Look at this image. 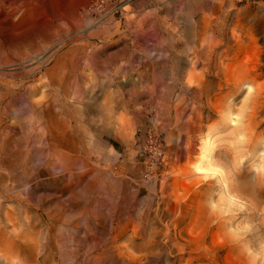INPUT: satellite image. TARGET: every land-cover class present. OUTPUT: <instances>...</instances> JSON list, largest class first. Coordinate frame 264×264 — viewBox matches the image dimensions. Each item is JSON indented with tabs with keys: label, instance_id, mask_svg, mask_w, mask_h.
I'll return each instance as SVG.
<instances>
[{
	"label": "rangeland",
	"instance_id": "obj_1",
	"mask_svg": "<svg viewBox=\"0 0 264 264\" xmlns=\"http://www.w3.org/2000/svg\"><path fill=\"white\" fill-rule=\"evenodd\" d=\"M262 149L264 0H0V264H245Z\"/></svg>",
	"mask_w": 264,
	"mask_h": 264
},
{
	"label": "clouds",
	"instance_id": "obj_2",
	"mask_svg": "<svg viewBox=\"0 0 264 264\" xmlns=\"http://www.w3.org/2000/svg\"><path fill=\"white\" fill-rule=\"evenodd\" d=\"M233 116H237L240 114V106L232 111ZM221 116V113L218 114ZM231 131V130H230ZM239 139V138H238ZM243 141L246 145H249L252 141V135L249 136L247 133L243 136ZM249 152L245 155V159L247 158ZM219 162V166L224 168L225 170V178L229 179L230 177L227 175V172L231 169L230 162H225L224 159H217ZM254 171L260 176L264 177V149L259 152V161L256 165H254ZM218 199V198H217ZM214 205L209 202L208 203V211L211 214L213 211ZM262 217L259 222L261 226H264V208H261ZM242 216L238 217L237 219H241ZM237 221H233V227H235ZM256 225V224H255ZM245 226L241 224V228L243 229ZM256 227L253 228L252 231L248 232L246 237L251 236L253 233L258 232ZM244 239L245 243L242 245V253L245 258V264H264V236L258 238L257 247H251V242ZM231 239V237H229Z\"/></svg>",
	"mask_w": 264,
	"mask_h": 264
},
{
	"label": "snow or ice",
	"instance_id": "obj_3",
	"mask_svg": "<svg viewBox=\"0 0 264 264\" xmlns=\"http://www.w3.org/2000/svg\"><path fill=\"white\" fill-rule=\"evenodd\" d=\"M249 91H251V89H249ZM197 171L203 172V173H207V172H212V171H216L215 169H204V168H198Z\"/></svg>",
	"mask_w": 264,
	"mask_h": 264
},
{
	"label": "bare ground",
	"instance_id": "obj_4",
	"mask_svg": "<svg viewBox=\"0 0 264 264\" xmlns=\"http://www.w3.org/2000/svg\"><path fill=\"white\" fill-rule=\"evenodd\" d=\"M206 155V154H205ZM198 168H200V166L198 165Z\"/></svg>",
	"mask_w": 264,
	"mask_h": 264
}]
</instances>
